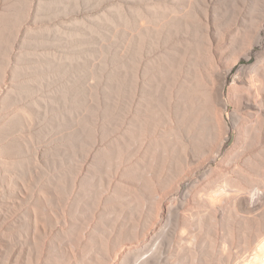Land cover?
Listing matches in <instances>:
<instances>
[{
  "label": "rangeland",
  "instance_id": "374dc122",
  "mask_svg": "<svg viewBox=\"0 0 264 264\" xmlns=\"http://www.w3.org/2000/svg\"><path fill=\"white\" fill-rule=\"evenodd\" d=\"M0 264H264V0H0Z\"/></svg>",
  "mask_w": 264,
  "mask_h": 264
}]
</instances>
